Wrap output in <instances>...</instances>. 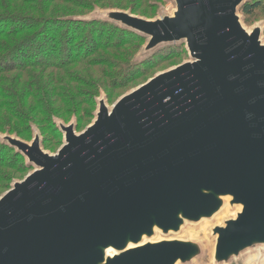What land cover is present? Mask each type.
Returning a JSON list of instances; mask_svg holds the SVG:
<instances>
[{
	"label": "water",
	"instance_id": "1",
	"mask_svg": "<svg viewBox=\"0 0 264 264\" xmlns=\"http://www.w3.org/2000/svg\"><path fill=\"white\" fill-rule=\"evenodd\" d=\"M174 1L162 18H74L141 35L137 57L185 44L190 59L111 107L96 98L80 133L55 119L56 153L39 133H0L33 168L0 197V264H197L209 258L206 241L176 236L236 208L210 228L211 263L264 252V26L245 27L251 0Z\"/></svg>",
	"mask_w": 264,
	"mask_h": 264
},
{
	"label": "trees",
	"instance_id": "2",
	"mask_svg": "<svg viewBox=\"0 0 264 264\" xmlns=\"http://www.w3.org/2000/svg\"><path fill=\"white\" fill-rule=\"evenodd\" d=\"M49 1L53 14L37 8L20 19L22 23L0 16V133L21 128L15 132L24 138L22 134L32 135L33 125L38 124L61 137L55 119L68 121L75 115L80 127L93 117L104 87L126 88L160 63L186 52L184 46H169L133 63L132 44L142 45L141 35L106 20L74 19L87 15L71 13L77 0ZM88 4L86 0L83 8ZM66 8L69 12H60ZM261 8L264 0H251L241 11L249 16ZM7 148L14 153L7 154ZM3 167L30 168L22 154L0 140ZM9 181L0 170V183L7 187Z\"/></svg>",
	"mask_w": 264,
	"mask_h": 264
},
{
	"label": "rangeland",
	"instance_id": "3",
	"mask_svg": "<svg viewBox=\"0 0 264 264\" xmlns=\"http://www.w3.org/2000/svg\"><path fill=\"white\" fill-rule=\"evenodd\" d=\"M90 5L87 8H83V6L86 5V0H77L78 6L76 10L72 11L71 13H85V14H91L93 12L99 14L102 11H110V10H123V11H129L137 16L145 17L148 19H155V18H162L165 15H171L173 14L174 10L176 9V4L174 0H89ZM53 2L49 0H0V16L1 17H14L12 19L8 18V20L14 22V23H22L20 19L25 18L26 14L33 13V10H36L37 8L40 9V11H54V7H50ZM63 4L61 3V7ZM56 8V7H55ZM49 12V14H53ZM62 13L69 12L66 8L65 11H60ZM48 15V14H46ZM60 15V13L56 14ZM94 15V13L92 14ZM91 15V16H92ZM240 15L243 19L244 25L247 29H251L255 25H263L264 26V9H258L253 15H246L240 10ZM121 27V25L116 24ZM123 27V26H122ZM132 31V30H131ZM264 39V34H263ZM1 40V39H0ZM147 39H144V42L142 45H138L136 43L132 44V54L133 60L137 57V55L142 52V47L146 44ZM140 46V47H139ZM186 47L185 44L181 45ZM139 47V48H138ZM137 51V52H136ZM159 50H155L153 52H150L149 54H140L137 58L141 61L143 59H146L147 57H150L152 55H155ZM186 51V48H185ZM190 57L188 55V52L186 51L184 55L174 58L168 62H162L159 65H157L154 69H152L147 75L140 77L139 79L135 80L132 83H129V85L126 88H105V90H102L100 94L97 96V98H105L107 104L111 107L122 95L132 91L136 87L140 86L141 84L148 81L150 78L155 76L156 74L163 72L165 70H168L170 68H173L184 61L189 60ZM139 61V62H141ZM75 65L71 66V68H74ZM97 109V105H96ZM96 109L94 113L96 112ZM95 115L93 114V117L91 119L82 121L81 126H78V120L75 115L68 121H64L63 119H60L62 122L68 124L71 121H76L77 127L76 131L78 133L82 132L92 121L94 120ZM3 128L6 127V124L3 123ZM35 127L34 133L32 128V135L28 134H22V137L18 136V134L15 132L17 130H21V128L16 129H10L9 131L4 130L2 134H8L11 136L18 137L25 141H31L34 137L35 133H39L42 137V147L45 151H48L50 153H56L59 148L63 144V133L61 132V137L55 136L51 131H48L46 129H41L38 124L33 125ZM59 128V127H58ZM60 130V129H59ZM29 136V137H28ZM46 138V139H45ZM8 144L7 142L5 143ZM9 146V145H8ZM10 147V146H9ZM12 148V147H11ZM16 151V150H15ZM6 153L9 155H12L14 151L10 150L9 148L6 149ZM22 157H24L22 155ZM25 158V157H24ZM26 161V160H25ZM28 165V164H27ZM1 172L9 176V186L4 187L3 183H0V197L11 187V185L18 180H22L29 172L33 170V168L27 169V171H20L16 168H9V167H3L0 168ZM238 208L236 209H226L223 211L220 215L216 217V219L208 222L201 223L199 225H189L185 227L180 234H178L176 237L178 238H194V237H201L206 241V245H208L209 249V258L207 260H204L202 262H199L197 264H212L211 258L212 253L214 249L215 239L210 235V228L217 224H223L225 219H228L230 217L235 216ZM160 236V235H159ZM158 239V237H157ZM233 264H264V252L261 251H255L251 252L247 255H245L240 261L233 263Z\"/></svg>",
	"mask_w": 264,
	"mask_h": 264
}]
</instances>
